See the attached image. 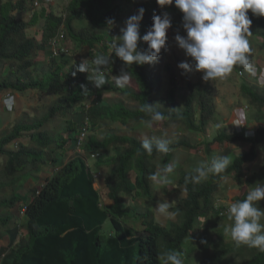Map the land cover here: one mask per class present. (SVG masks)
Here are the masks:
<instances>
[{
  "label": "trees",
  "instance_id": "16d2710c",
  "mask_svg": "<svg viewBox=\"0 0 264 264\" xmlns=\"http://www.w3.org/2000/svg\"><path fill=\"white\" fill-rule=\"evenodd\" d=\"M137 4L134 14H137L139 8L145 9L139 26L142 36L152 26L153 14L159 15L160 6L156 0L147 1L143 7ZM32 6L33 0H19L16 4L11 0H0V62L8 60L19 63L18 69L13 71L15 75L12 73L10 78L0 83V92L24 93L32 89L53 94L61 102L42 118L32 119L25 114L12 130H5L0 135V157L6 158V161L0 162V195L7 190L12 193L9 199L0 198V240L4 236H13V247L10 248L12 255L2 263L162 264L160 257L165 251L174 249L182 252L185 243L192 235L195 237V232H199V224L212 209L211 199L219 189L220 180L232 175L237 183L242 186L246 184L243 169L248 163L254 164L259 158V150L264 148V126L250 118L252 125L257 126L256 135L252 139H245L235 130L221 128L219 124L222 123L212 97L215 92L213 90L211 95L208 94L211 92L210 87L202 81L186 86L187 94L181 97L183 105L178 106L175 104L177 81L173 78L169 99L154 103L151 78L147 75L149 65L134 64L126 67L113 52L110 54V47L106 45L108 39L105 40L103 35L96 32L89 33L90 26L93 29H107L108 19L115 20L112 27L120 25L124 10L118 0H71L65 16L54 12L47 15L46 9L33 13ZM169 11L171 27L167 31V39L174 44L175 36H186V32L183 28V13L175 6L170 7ZM29 12L33 14L31 20H23V13ZM248 16L252 20L250 37L261 38L262 45L256 44L264 48V17L253 16L250 11ZM42 20L45 22L42 26V41L35 43L27 32L30 28L38 27ZM79 26H82L81 31H77ZM66 36L76 42L78 49L88 48L90 60L97 54L109 56L111 62L105 69V76H118L121 70L128 71L130 78L140 86L139 91L105 84V91L117 95L115 101H107L101 98V94L87 80V73L72 76L64 72L62 64H69L70 53L73 54L69 47L64 49L61 45ZM55 39H59L57 51L55 47L53 52L46 49V44L52 45ZM146 47L142 41L138 42L139 49ZM44 49L53 60L48 65H43L41 61L32 62L31 56H36L37 51L42 52ZM82 56L83 53L78 58ZM163 57L161 50L159 58ZM26 59L29 61L25 63ZM58 61L60 64L56 65ZM172 69L170 64L166 68L167 71ZM234 71L235 74L247 73L240 66L234 67ZM106 78L108 81L109 77ZM81 85L86 87L87 94H84ZM241 85L250 104L263 109L264 94L261 95L258 88L251 86L245 77L241 78ZM94 97L96 100L85 115L90 121L89 131L91 128L107 129L103 140L92 136L88 139L87 136L82 148H78L77 144L83 139L84 129L87 128L85 115L81 121L67 120L63 132L57 127L52 135L45 128L57 115L67 117L71 107H85ZM123 98L132 99L137 107H129V102ZM145 104L155 106L165 114L166 122L160 129L162 133H167L163 129L168 122L174 123L178 128L176 132L185 128L192 136L197 134L195 132L199 134L208 131L210 127L214 128L213 139L203 137V142L199 145L197 143L198 148L205 147L209 157L223 145L226 148L222 155H230L232 151L228 145L238 140L251 146L250 151L238 156L224 173L210 175L208 180L199 184L189 182L185 185V177H190L194 171L182 173L178 183L168 190L170 195L179 197L170 210L178 208L182 214L165 226L153 211L157 202H161V197L148 177L159 166L173 161L175 149L181 146L190 148V144L187 139L181 140L170 146L171 151L167 154L154 150L148 155L141 147L142 140L121 135L123 129L150 130L142 123L150 119L149 114L141 111ZM260 117L263 121L264 116ZM25 134L29 135L28 143L18 142ZM153 137L155 134L152 133ZM11 145H17V149L12 150ZM69 146L78 155L65 162ZM49 170H55V173L46 178L43 185L39 184L34 190H26L27 182L37 181L32 178V172L41 174L43 171L49 173ZM261 170L255 173L250 184L264 182V166ZM98 176L104 178L103 190L95 186V178ZM246 195L238 196L236 202L242 201ZM107 201L111 203L105 204ZM138 201L143 206L149 205V208L143 211L139 205L135 211L134 203ZM16 204L26 208V221L20 222L16 217ZM224 210L226 207L220 206L218 213ZM218 217L217 240L207 245L203 242L201 252L204 260L201 264H225L234 252L240 257H250L245 264H264V252L245 245L236 247L225 243L227 235L224 234V227L230 225L231 221L224 215L219 217L221 219Z\"/></svg>",
  "mask_w": 264,
  "mask_h": 264
},
{
  "label": "rangeland",
  "instance_id": "374dc122",
  "mask_svg": "<svg viewBox=\"0 0 264 264\" xmlns=\"http://www.w3.org/2000/svg\"><path fill=\"white\" fill-rule=\"evenodd\" d=\"M5 1L7 0H4V2ZM147 1L149 0H118V2L123 6V10H124L120 25L114 26L111 29L109 28L93 29L92 26H90L89 33L96 32L100 35H103L105 40L108 39V42L106 43V45L110 47L113 41V38L119 37L121 35V28L125 26V21L134 14L135 8H137L138 6L137 2L141 4L140 5L141 7H143V4H146ZM70 2L71 0H56L55 6H52L50 7V9L46 10V14L49 15V13L54 12V14H59V15L62 14L65 16L66 8ZM170 7H174V4L165 6L163 8L160 7L159 15H163L167 13L169 16L168 12H170L169 11ZM14 14H16V12H14ZM32 15L33 14H30V12L23 13L22 18L25 21H30L32 18ZM44 23L45 22L42 20V23L38 27L30 28L27 32V35L33 38L35 43H40V41H42V26ZM81 30H82V26H79L77 28V31H81ZM248 39L250 41V47L252 49L250 57H249L250 61L254 65L257 72L261 73V71L264 70V48L260 46L262 45L263 40L261 38H251L250 36L248 37ZM256 43H260V45H257ZM61 45L64 49H67L69 47L70 52L73 51V54L70 53V56H69L71 58L70 63L62 64L64 66L62 67L64 72L71 74L72 71L75 70L73 68L74 66L73 61H75L76 63H80L78 62L79 60L81 61L83 59H89V55H88L89 49L88 48H83L82 50L78 49L76 42H74L69 37L66 36V38H63V42L61 43ZM53 47H54V44L52 45L46 44L45 46L46 49L51 50V51ZM55 50L57 51L56 46H55ZM80 51H83L82 52L83 56L78 58V56L82 55V53L79 54ZM37 52L38 54L36 56L35 54L31 56L32 62L41 61L43 65H48L49 61L53 60L51 56L50 57L47 56V54L45 53V49L42 52H39V51ZM7 53H9V51H7ZM111 53H112V50L110 49V54ZM163 55L164 57L161 59H158L157 63H155L154 65L148 66L149 74L147 75L151 78V84H152V90H153L152 98H153L154 103L161 102V100L169 99L170 91L172 88L171 79L173 78L177 81V89L175 93L176 94L175 104L178 106L183 105V103L181 102V97L184 93L187 94L186 86L189 83H196V82L202 81L204 84H207L210 87L211 92H209L208 94L211 95L213 90L215 92V94L212 93V97L214 99V104L216 107V111L218 112L220 122L222 123V125L219 124L221 128L224 127L225 130L227 131L228 130L237 131L236 128H241L244 125H248V127L251 126L252 128L255 129V127H253L250 121V118H252L256 122H259L260 123L259 125L264 126V120L261 121V117H260V116H264V108L261 109L257 107L256 105L250 104L248 96L246 95L245 91L241 87L242 77H245V79L248 81L250 85L256 84L259 87H261L260 84L262 83V81L253 80V76H252L253 73L248 74L249 72H247L246 74H244L242 72L243 74H240V73L235 74V71H234L231 74H229L226 78L206 82L202 79V73L195 72V73H189V74H182V70H180L177 67V65L180 62L188 60V58L185 56L184 52L178 48L176 43L174 44L171 43L169 39H167V45H166V49L163 50ZM28 61L29 60L26 59L25 63ZM18 64L19 63L17 61L11 62L8 60H4L0 62V83L4 79L11 77L12 73H14L13 71L18 69ZM59 64H60V61H58L56 65H59ZM169 64L173 67V69L170 71H167L166 68L168 67ZM17 75L18 73L16 74V76ZM106 76L109 77L108 82L106 83L108 84V86H111V87L117 86L115 84V81L113 80V75L107 74ZM124 87L131 88L134 91H139L140 89V86L138 85V83L131 78L129 79V81ZM96 90L101 94V98H103L104 100L115 101V99H117L115 98L117 95L115 93L110 94V92L105 91L104 86L102 89H99V90L96 89ZM0 99H1V92H0ZM93 99H96V97H94ZM123 99L124 101L127 100L129 102V107L131 108L137 107L136 103L132 99L130 100L129 98H123ZM93 101L94 100H91V102H87V103L85 102L86 103L84 105L85 107L83 106L71 107L70 113H68L67 117H65L62 114H59L56 117H54L51 120V122L46 124L45 128L49 129V131L52 132V135L55 133L57 127L61 132H63L62 129L65 127L66 121L67 120H70V121L80 120L81 121L84 115L87 113L86 112V110H88L87 106H91ZM59 102H61V100L57 96L47 93V92H43V91L40 92V91L29 89L28 91L24 93H18L16 95V104H15L16 110L13 112H10L9 114H4L3 112L0 113V135L5 130H12L13 127L16 125V123L19 120H21L25 114L29 115L28 117H32V119L42 118L45 113H47L50 109H52ZM238 109L242 110L245 113V118L243 122L240 120L238 116V112H237ZM165 122H166L165 120L161 122H154L150 130L139 129V130L134 131V130H124L123 129L121 132L123 134L121 135H127L129 137H134L136 139L143 141L145 138L151 139L152 133H153L155 134V138H162V136H166L167 138H163V139H167L170 141L169 146H172L173 144L181 140H186V139L188 140L190 144V148L188 147L185 148L181 146L175 149L176 151H175L174 159L172 162H170V163L175 162L174 172L170 174V179L172 182L164 186L155 184V188L157 189L161 197V202L167 199L170 203L174 202L175 204L177 202L176 198H179V197L175 198L174 196L170 195L168 190H171V188L169 187L178 183L179 179L182 176V173H185V172L191 173L201 163L210 162V159L214 155H222V152L225 151L226 146L223 145L221 148L215 151L214 154H212V157H209L208 154L205 152V147L200 149L198 148V145L201 142H203L204 140L203 137H207L208 139H213L215 135L214 128L210 127L208 131L204 130L203 132H200L199 134L198 132H195L197 134L192 136L189 130L182 128L184 127L183 125L182 127H180L182 128V130L180 132H176L178 128L174 126V123L168 122L166 125V128L163 129L167 131V133H162L161 127H162V124H164ZM89 125H90V121H89ZM255 125L256 124H254V126ZM106 132H107L106 128H101V129H96V130H93L91 128L88 133V139L89 137L92 136V137H95L97 140H103L106 137ZM28 141H29V135L25 134L24 136H22V138L18 142L27 144ZM230 147H231L230 149L232 152L230 155L228 154V156L231 157V164L229 166H231L234 163L235 159L238 156L246 152L248 153L251 148L250 144H247L246 142H240V141L230 143ZM10 148L12 150H16L17 145H14V146L11 145ZM194 148H197V149H194ZM67 149H66V152L67 153L69 152V153L64 159L65 162L68 160L71 161L72 158L78 155L77 151H74L71 148L70 150H67ZM259 151H260V154H259V158L257 159V161L254 164L248 163L247 165H245V168L243 169L244 175H245L244 181L246 182L244 186L237 183L235 181V178L232 177V175L229 177L223 178V180H220L221 184L219 186V189L217 190V192L213 195V198L211 199V204L213 203V206H212V209H210L209 215L206 216L199 224V227H198L199 232L198 233L195 232V237L194 235H192V238L189 241H187L185 245L183 246L182 253L184 254V256L182 257V259L184 260V264H201V262L204 260V255L201 252V249H203L202 247L203 242L207 245V244H210L211 241L217 240V228H218L217 223L219 222V220H217V217L218 216L222 217L220 213H218L219 212V210L217 209L218 205L223 208L226 207L228 209L231 203L236 202L238 196L241 197L244 194H247L250 188L252 187V185L256 184V183L250 184L249 181L255 177L254 175L256 172L258 173L261 172L262 171L261 168L264 166V148H261ZM114 153L115 151H113V154ZM3 161H6V158L0 157V162H3ZM94 165L95 163L93 164V166ZM49 171H50L49 173H47L46 171L45 172L43 171L41 174L35 171L32 172V178L37 179V181L36 183L31 182V181L30 183L27 182L26 190H28L30 186H31L30 190H34L39 186V184L43 185L45 182V179L52 176L55 173V170H49ZM132 177L133 179H135L133 174H132ZM209 177L203 181L208 180ZM95 186L99 190L104 189L105 183H104L103 176H98L95 178ZM11 197H12V193L9 190H7L5 194L0 195V198L9 199ZM138 202L134 203L136 205L134 207L135 211L139 209V205L143 211L149 208V205L143 206L142 202L140 201ZM107 203H111V202L107 201L105 204ZM151 206L153 208V204H151ZM155 206L153 208V211L156 213ZM259 206L264 208V201L259 202ZM22 209H23L22 204H16L15 215L20 220V222H22V219L25 217V214L23 215L22 213ZM156 215H157V219L163 226L168 225V223L175 220L173 218H168V217L159 215L157 213ZM224 215L227 216V212H225ZM261 222L264 223V220H262ZM129 225L131 224L129 223ZM225 243L230 246L234 245V242L230 239L229 236L225 237ZM11 255H12L11 249H7V251H5L2 256V259L0 258V264H3L2 261H4L7 257ZM249 260H250V257L248 258L240 257L238 253L234 252L232 255H230L226 259L225 264H245V262Z\"/></svg>",
  "mask_w": 264,
  "mask_h": 264
},
{
  "label": "clouds",
  "instance_id": "9594fccd",
  "mask_svg": "<svg viewBox=\"0 0 264 264\" xmlns=\"http://www.w3.org/2000/svg\"><path fill=\"white\" fill-rule=\"evenodd\" d=\"M11 1L16 4L19 0ZM39 1L40 6H36L35 0H33V13L43 9L48 10L56 2V0H52V3L48 4L45 0ZM156 3L161 8L174 4L175 8L183 13V28L186 36L177 34L174 38L178 48L188 58L177 65L182 70V74L198 72L202 73L204 81H215L226 78L233 72L234 67L240 66L249 72L248 74L253 73V80L262 81L261 87L256 84L251 86H256L260 94H264V70L261 73L257 72L251 63L249 57L252 49L248 39L252 35L250 31L252 20L249 18L248 12L250 11L253 16L264 17V0H156ZM144 13L145 9L139 8L137 14L130 16L125 21V26L121 28V35L113 38L110 45L112 52L124 62L126 67L134 64L154 65L160 59L161 50L163 52L166 49L167 31L171 27L170 17L167 13L163 15L154 13L152 26L141 36L139 26ZM106 24L110 29L115 24V20L108 19ZM140 41L147 45L145 49L138 48ZM110 62V57L103 54H97L91 60L83 59L78 65L73 61L75 70L71 74L75 76L77 73H87V80L99 90L108 82L104 72ZM244 74L246 73L244 72ZM129 79L130 74L125 70H121L118 76H113L118 87H124ZM81 88L84 90V94H87L86 87L81 85ZM3 92H7L8 95L0 100V103L3 104L0 113L9 114L16 110V95L18 93L11 91H2L1 93ZM90 107L87 106L88 109ZM141 111L150 116V119L142 121L148 128H151L154 122L165 120V114L157 110L155 106L145 104ZM237 112L243 122L245 113L239 109ZM85 123L89 133V119L86 116ZM243 127L236 128L239 135L244 136L245 139L255 137L256 126H253L255 129L248 125ZM169 145V140L153 137L152 139L145 138L141 147L148 155H151L154 150L160 154H167L171 151ZM230 164V156L214 155L210 162L201 163L196 167L193 175L185 177V185L189 182L199 184L210 174L218 176L224 173ZM174 169L175 162L159 166L158 170L150 174L148 179L156 185H168L172 182L170 174L174 172ZM261 201H264V182H257L252 185L242 201L231 203L228 209L226 208L220 213L222 216L227 212V219L231 221V224L224 227V234L230 237L236 247L245 245L264 252V223L261 222L264 220V209L259 206ZM173 203L167 199L163 202L158 201L155 206L156 213L173 219L180 216L182 214L180 209L170 210ZM219 208L218 205L217 209L219 210ZM24 209L26 208L23 207V214L26 212H23ZM183 256L182 252L173 249L165 251L160 259L162 264H184Z\"/></svg>",
  "mask_w": 264,
  "mask_h": 264
},
{
  "label": "crops",
  "instance_id": "0c3cea01",
  "mask_svg": "<svg viewBox=\"0 0 264 264\" xmlns=\"http://www.w3.org/2000/svg\"><path fill=\"white\" fill-rule=\"evenodd\" d=\"M8 95L7 92H3L1 93V99L2 100L4 97H6ZM0 108H3V104L0 103ZM31 188V186H30ZM29 188V189H30ZM29 196V195H28ZM24 215V214H23ZM25 218L22 219V221H24ZM11 239H13V236L11 237H7V236H4L1 240H0V258L2 259V256L4 254L5 251H7V249H10L13 247V243L11 241Z\"/></svg>",
  "mask_w": 264,
  "mask_h": 264
},
{
  "label": "built area",
  "instance_id": "2783aa9c",
  "mask_svg": "<svg viewBox=\"0 0 264 264\" xmlns=\"http://www.w3.org/2000/svg\"><path fill=\"white\" fill-rule=\"evenodd\" d=\"M16 1H17V0H16ZM45 2H47L48 4H50V3H52V0H45ZM35 5H36V6H40V1H39V0H35ZM55 41H56V42H55ZM55 41H53V43H52V44H54V47L57 46V44H58V42H59V39H55ZM87 134H88V132H87V129L85 128V129H84V133H83V135H82V138H83V139H81L80 142L77 144L79 149L82 148L81 145H82L84 139H86ZM24 211H26V209H24L23 212H24Z\"/></svg>",
  "mask_w": 264,
  "mask_h": 264
}]
</instances>
